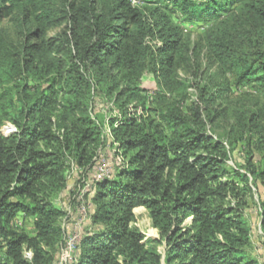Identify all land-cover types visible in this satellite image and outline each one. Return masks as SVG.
I'll list each match as a JSON object with an SVG mask.
<instances>
[{
	"label": "trees",
	"instance_id": "trees-1",
	"mask_svg": "<svg viewBox=\"0 0 264 264\" xmlns=\"http://www.w3.org/2000/svg\"><path fill=\"white\" fill-rule=\"evenodd\" d=\"M146 2L0 0V125L16 127L0 131V264L53 263L63 235L53 198L66 187L69 157L84 166L102 144L88 115L94 91L117 102L122 115L117 124L110 118L108 134L124 162L89 197L90 221L100 229L81 239L77 264H258L246 251L243 210L249 183H259L264 232V153L257 167L249 148L253 141L264 152L262 112L231 111L228 133H239L247 151L244 171L228 168L233 147L225 142L236 140L207 127L218 115L210 104L223 102L230 88L201 68L180 22L208 24L207 61L228 71L236 87L261 93L264 0ZM7 18L16 40L2 26ZM55 28L61 31L49 35ZM180 71L191 73L197 103L187 104ZM144 72L163 89L154 108L136 86ZM138 207L157 238L135 226ZM18 215L32 218L33 234L14 225Z\"/></svg>",
	"mask_w": 264,
	"mask_h": 264
},
{
	"label": "rangeland",
	"instance_id": "rangeland-1",
	"mask_svg": "<svg viewBox=\"0 0 264 264\" xmlns=\"http://www.w3.org/2000/svg\"><path fill=\"white\" fill-rule=\"evenodd\" d=\"M147 0H133L131 1L133 6L143 8L147 5ZM184 27L186 36L189 39L190 47L194 52V56L197 58L198 64L202 69H206L207 74H210L213 78L217 79V75L224 76L226 82H228L229 90L222 91V100L215 99L214 104H210V110L218 111L216 120L211 127H207V132L216 136H223L227 138L228 142L236 140L235 144L225 142V145L229 151L226 164L228 168L239 169L245 165L244 157L246 156L247 146L246 141L239 138V133H228L233 123V116L231 111L236 109H246L262 112L261 123L264 125V92L259 93L257 88L251 86L236 87L233 83L230 73L223 69H218L217 65H211L206 59V52L202 44V37L205 34L208 24L203 22L188 23L180 22ZM6 35L11 40H16L15 25L14 22L5 19L2 23ZM61 31L60 28L52 29L49 35L58 34ZM225 72V73H224ZM222 78V77H221ZM179 81L186 87L185 97L187 104L197 103L198 88L196 83L192 79L191 73L179 72ZM227 84V83H226ZM136 86L145 90L140 91L141 95L144 94L149 102L148 106L151 108L157 107L155 102H151L154 95L162 93L163 89L159 87L153 76L149 72H144L137 82ZM201 86V84H199ZM4 89L0 84V94ZM184 89V88H183ZM176 95V93H174ZM183 95V93H182ZM1 98V97H0ZM175 98L172 97L171 100ZM225 105L223 109V105ZM221 103V104H220ZM138 105L136 102L128 104V108ZM145 105L146 108L148 106ZM117 102L113 99L99 95L96 91L92 92L90 98V112L89 118L93 122V126L98 128L101 132L102 144L95 151L91 161L84 166H77L75 162L69 157L71 166L68 170L66 178V187L59 192L53 200L54 204L61 210V216L59 224L62 228L63 235L61 242L57 245L54 261L52 264H77L79 255V244L81 239L87 234L97 232L100 227L94 225L90 221V214L93 212V205L90 202V196L95 190V184L97 180L101 178L113 179L115 178L117 168L124 162V159L117 155V147L112 142L109 130V120L114 119L115 124L118 123L121 118V113L116 109ZM140 106V105H139ZM139 106L137 110L140 111ZM6 108V100L0 103V112ZM226 112V113H224ZM1 115V114H0ZM153 116H157L156 113H152ZM7 128H14L11 132L5 134ZM0 131L3 135H8L16 131L15 125L4 120L0 125ZM252 151V162L255 166L260 167L261 155L264 153L259 150L251 141L249 145ZM250 193L247 194V204L243 210V217L246 225L250 231L249 244L246 248L248 256L254 259L258 264H264V232L261 226V211L259 203L263 194L262 186L259 183H249ZM135 214V226L146 236L150 238H157V230L151 227L150 218L144 207H138L134 209ZM32 218H22L21 215L16 217L14 225L22 226V229L29 234H33ZM17 223V224H16ZM149 227V228H148ZM148 228V229H147ZM152 230V234H149ZM159 251L163 253V247H159ZM65 254V262H61V254Z\"/></svg>",
	"mask_w": 264,
	"mask_h": 264
},
{
	"label": "built area",
	"instance_id": "built-area-1",
	"mask_svg": "<svg viewBox=\"0 0 264 264\" xmlns=\"http://www.w3.org/2000/svg\"><path fill=\"white\" fill-rule=\"evenodd\" d=\"M133 1V0H132ZM12 129L14 130V128H7L6 130H5V134H7V133H9V132H11L12 131ZM26 255H27V253H26ZM61 262L63 263V262H65V260H66V258H65V254L62 252V254H61Z\"/></svg>",
	"mask_w": 264,
	"mask_h": 264
},
{
	"label": "bare ground",
	"instance_id": "bare-ground-1",
	"mask_svg": "<svg viewBox=\"0 0 264 264\" xmlns=\"http://www.w3.org/2000/svg\"><path fill=\"white\" fill-rule=\"evenodd\" d=\"M148 228H149V227H148ZM148 228H147V229H148ZM149 232H150L149 234H152V230H150Z\"/></svg>",
	"mask_w": 264,
	"mask_h": 264
},
{
	"label": "clouds",
	"instance_id": "clouds-1",
	"mask_svg": "<svg viewBox=\"0 0 264 264\" xmlns=\"http://www.w3.org/2000/svg\"><path fill=\"white\" fill-rule=\"evenodd\" d=\"M132 1V0H131Z\"/></svg>",
	"mask_w": 264,
	"mask_h": 264
}]
</instances>
